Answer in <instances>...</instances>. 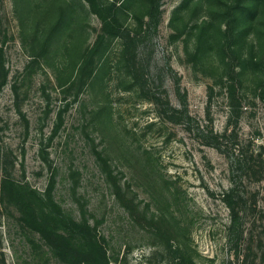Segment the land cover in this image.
<instances>
[{
  "label": "rangeland",
  "instance_id": "obj_1",
  "mask_svg": "<svg viewBox=\"0 0 264 264\" xmlns=\"http://www.w3.org/2000/svg\"><path fill=\"white\" fill-rule=\"evenodd\" d=\"M90 1L0 0V184L84 231L66 257L0 194V264H264V0Z\"/></svg>",
  "mask_w": 264,
  "mask_h": 264
},
{
  "label": "trees",
  "instance_id": "obj_2",
  "mask_svg": "<svg viewBox=\"0 0 264 264\" xmlns=\"http://www.w3.org/2000/svg\"><path fill=\"white\" fill-rule=\"evenodd\" d=\"M103 21L105 26H110L112 24L105 19ZM97 44L98 43H96V46ZM92 50H95V48ZM91 57L92 55L90 58L86 57L85 64L83 66L84 72H86L88 67L91 65ZM0 68L1 89L7 81V76L2 63L0 64ZM230 90L232 93L231 97L233 98L236 88L231 86ZM212 139L219 142L218 136H213ZM100 158L101 160L103 159L107 166H109L108 162L102 158L101 155ZM108 180L109 183H112L113 192L116 195L117 200L124 201L128 208L133 207L134 205L132 204H134L135 200L129 195L130 190L128 188L130 187L125 186L124 183L122 184L119 177L113 174L112 171L108 172ZM0 194L3 197V200H6L7 198L10 203L16 204L15 206L20 209L19 211L21 213L22 223L26 221L32 229H35V232H40L42 239L47 241L46 245L48 247H52L54 251L58 249L62 250L66 257L71 255L69 245L74 236L75 230L78 229L81 234H83L84 231L82 230V226L79 221L72 217L66 216L60 211V206L53 200L51 190H48L45 192V194H42L35 188L30 187L28 184H21L12 178L4 177L1 179ZM228 203L234 216V220H236L239 217V203L233 200V195L229 198ZM85 225H87L85 228L89 227V224ZM22 227L26 226L23 224ZM92 245L95 248L98 247L97 239H95L93 236L85 237L80 242V249L82 252H87V249Z\"/></svg>",
  "mask_w": 264,
  "mask_h": 264
}]
</instances>
